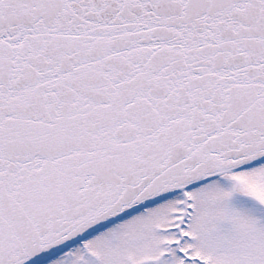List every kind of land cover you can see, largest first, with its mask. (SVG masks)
<instances>
[{"label": "snow or ice", "instance_id": "6c2138e0", "mask_svg": "<svg viewBox=\"0 0 264 264\" xmlns=\"http://www.w3.org/2000/svg\"><path fill=\"white\" fill-rule=\"evenodd\" d=\"M0 264H264V0H0Z\"/></svg>", "mask_w": 264, "mask_h": 264}]
</instances>
